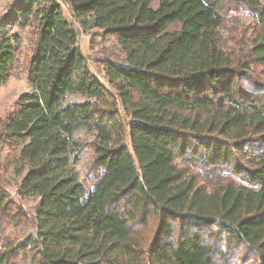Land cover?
Returning <instances> with one entry per match:
<instances>
[{"label": "trees", "instance_id": "obj_1", "mask_svg": "<svg viewBox=\"0 0 264 264\" xmlns=\"http://www.w3.org/2000/svg\"><path fill=\"white\" fill-rule=\"evenodd\" d=\"M66 1L118 55L97 78L55 0L0 16V86L24 53L33 90L0 147L38 199L30 213L0 183V264H264V0ZM11 212L34 231L5 235Z\"/></svg>", "mask_w": 264, "mask_h": 264}, {"label": "rangeland", "instance_id": "obj_2", "mask_svg": "<svg viewBox=\"0 0 264 264\" xmlns=\"http://www.w3.org/2000/svg\"><path fill=\"white\" fill-rule=\"evenodd\" d=\"M15 1L16 0H0V16L5 14L9 6ZM55 1L60 4L66 20L76 31L77 46L86 58L90 71H92L97 78L103 81V72L101 70L102 59L110 55H118V49L115 45H113L112 41L105 40L97 30L88 29L82 26L80 21L74 17L72 9L66 0ZM227 18H234L235 21H238L236 27L245 26L250 22V17L245 13H231ZM87 20L89 21L90 19L87 18ZM8 31L10 35L14 33L20 34L24 37L28 35L26 31L19 29L17 25L9 26ZM24 62L25 56L24 53H21L18 59L17 68L15 69V75L8 81L7 84L0 86V122L4 120L14 109V104L19 96L22 94H29L33 91L25 80ZM83 100L84 98L79 95L70 94L67 96L66 102H81ZM73 138L79 143L90 142L92 140V136L85 129L77 131ZM12 156L13 154L9 149L0 147V183L6 189V192L17 206L20 205L24 210L31 213L38 199L36 197H18V185L26 172L21 175L16 173L14 169L15 167L11 165ZM90 158V151H83L79 162L72 166V173L75 174L77 180L84 183L86 182V167ZM10 216L14 217L12 218V222L2 223L5 224V235L12 238H23L27 234L34 231L30 224L18 220L13 212L10 213Z\"/></svg>", "mask_w": 264, "mask_h": 264}]
</instances>
